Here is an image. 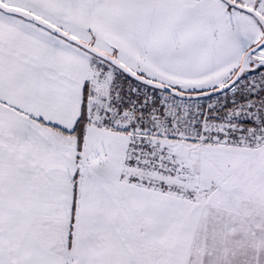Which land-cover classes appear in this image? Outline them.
Segmentation results:
<instances>
[{
  "label": "snow or ice",
  "instance_id": "snow-or-ice-1",
  "mask_svg": "<svg viewBox=\"0 0 264 264\" xmlns=\"http://www.w3.org/2000/svg\"><path fill=\"white\" fill-rule=\"evenodd\" d=\"M0 264H264V0H0Z\"/></svg>",
  "mask_w": 264,
  "mask_h": 264
}]
</instances>
